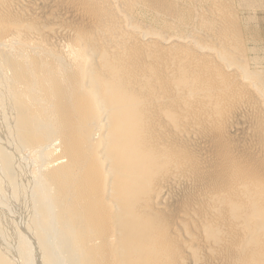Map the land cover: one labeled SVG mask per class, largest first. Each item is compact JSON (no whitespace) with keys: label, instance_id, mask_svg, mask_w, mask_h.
Listing matches in <instances>:
<instances>
[{"label":"bare ground","instance_id":"obj_1","mask_svg":"<svg viewBox=\"0 0 264 264\" xmlns=\"http://www.w3.org/2000/svg\"><path fill=\"white\" fill-rule=\"evenodd\" d=\"M237 16L0 0V264H264V68Z\"/></svg>","mask_w":264,"mask_h":264},{"label":"rangeland","instance_id":"obj_2","mask_svg":"<svg viewBox=\"0 0 264 264\" xmlns=\"http://www.w3.org/2000/svg\"><path fill=\"white\" fill-rule=\"evenodd\" d=\"M233 4L236 16L238 15L237 19L239 20L240 30L243 38H245L244 43L246 49L249 48L250 50L248 49V52L251 51L249 53V59L253 63L259 62L260 65L263 64L261 67L264 68V0H233ZM253 39L257 40L254 41ZM260 39L261 41L263 39V41L261 42ZM248 41L249 43H247ZM255 55L257 56L255 57ZM255 60L256 62H254Z\"/></svg>","mask_w":264,"mask_h":264}]
</instances>
